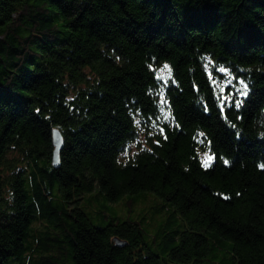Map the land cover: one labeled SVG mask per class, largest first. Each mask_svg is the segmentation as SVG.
Masks as SVG:
<instances>
[{
  "label": "trees",
  "instance_id": "obj_1",
  "mask_svg": "<svg viewBox=\"0 0 264 264\" xmlns=\"http://www.w3.org/2000/svg\"><path fill=\"white\" fill-rule=\"evenodd\" d=\"M0 264H264V0H0Z\"/></svg>",
  "mask_w": 264,
  "mask_h": 264
},
{
  "label": "rangeland",
  "instance_id": "obj_2",
  "mask_svg": "<svg viewBox=\"0 0 264 264\" xmlns=\"http://www.w3.org/2000/svg\"><path fill=\"white\" fill-rule=\"evenodd\" d=\"M104 203L108 204L106 201H103L102 199L98 198V201L95 200L90 205L89 211L90 212L96 211L100 207V205H102ZM109 205H112V207L110 206V208H108V209H103V212L106 215V217H109L112 214V211L114 209V210H116L118 212L119 219L123 220V219L131 218V217L133 218V211H132V213H128L127 209L125 207H123L122 205H119V206H115V204L114 205L113 204H109ZM134 215H135L136 218H138L140 216L139 214L136 215L135 213H134ZM149 231H153V228L149 229Z\"/></svg>",
  "mask_w": 264,
  "mask_h": 264
},
{
  "label": "snow or ice",
  "instance_id": "obj_3",
  "mask_svg": "<svg viewBox=\"0 0 264 264\" xmlns=\"http://www.w3.org/2000/svg\"><path fill=\"white\" fill-rule=\"evenodd\" d=\"M163 70H167L168 71V74L170 75V69H169V66L168 65H164L163 66ZM224 71H225L224 68H220V72L221 73H223ZM239 83H240V85H241V87L243 89V91L237 90V91H239V95L246 96L247 95V87H248L247 84L244 83V81H242V80ZM224 91H225L224 89H221L222 95L220 97V100H221L222 110H223L224 107L231 106L229 103H227L231 99V97L230 96H223V92ZM165 103H166V100L161 99V104H165ZM239 105H240V102L239 101H236L235 102V106L236 107H239ZM161 131H163V129H161ZM211 159H212V157H208V159L205 160V162H204V166L205 167H208L209 166V161ZM225 163H227V161H225Z\"/></svg>",
  "mask_w": 264,
  "mask_h": 264
},
{
  "label": "water",
  "instance_id": "obj_4",
  "mask_svg": "<svg viewBox=\"0 0 264 264\" xmlns=\"http://www.w3.org/2000/svg\"><path fill=\"white\" fill-rule=\"evenodd\" d=\"M52 144L54 147L53 153H52V163L54 166H57L59 164L60 150L63 145V139H62L61 133L57 129H54L52 132ZM114 242L116 245H119V246L124 245V242H121L117 238L114 239Z\"/></svg>",
  "mask_w": 264,
  "mask_h": 264
}]
</instances>
